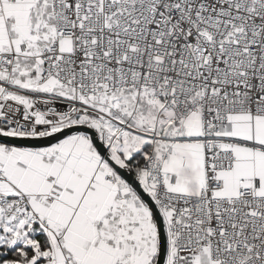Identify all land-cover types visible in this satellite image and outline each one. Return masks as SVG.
<instances>
[{
    "label": "snow or ice",
    "instance_id": "obj_1",
    "mask_svg": "<svg viewBox=\"0 0 264 264\" xmlns=\"http://www.w3.org/2000/svg\"><path fill=\"white\" fill-rule=\"evenodd\" d=\"M0 264H264V0H0Z\"/></svg>",
    "mask_w": 264,
    "mask_h": 264
}]
</instances>
